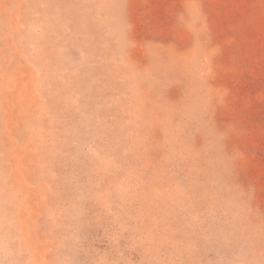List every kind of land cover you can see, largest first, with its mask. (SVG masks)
<instances>
[{
    "label": "rangeland",
    "instance_id": "obj_1",
    "mask_svg": "<svg viewBox=\"0 0 264 264\" xmlns=\"http://www.w3.org/2000/svg\"><path fill=\"white\" fill-rule=\"evenodd\" d=\"M0 264H264V0H0Z\"/></svg>",
    "mask_w": 264,
    "mask_h": 264
}]
</instances>
